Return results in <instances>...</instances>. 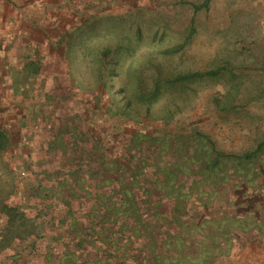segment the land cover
Masks as SVG:
<instances>
[{
    "label": "rangeland",
    "instance_id": "rangeland-1",
    "mask_svg": "<svg viewBox=\"0 0 264 264\" xmlns=\"http://www.w3.org/2000/svg\"><path fill=\"white\" fill-rule=\"evenodd\" d=\"M62 134L143 182L148 264H264V0H0V264H48Z\"/></svg>",
    "mask_w": 264,
    "mask_h": 264
},
{
    "label": "crops",
    "instance_id": "crops-1",
    "mask_svg": "<svg viewBox=\"0 0 264 264\" xmlns=\"http://www.w3.org/2000/svg\"><path fill=\"white\" fill-rule=\"evenodd\" d=\"M69 135L62 134L55 145L58 163H52L60 170L53 177V164L46 167L51 172L47 174L48 185L45 186V181L41 183L47 199L55 198L54 203L46 205L42 215H46V237L41 244L46 263H52L57 256L59 264H148L150 256L146 246L152 242L139 233L154 228V222L145 220L144 216L149 206L151 215L155 211L149 202V193L141 189L143 182L131 177V184L119 182L121 188H113L114 179L108 170L115 165L114 160L107 159L100 150L94 157L88 156L83 147L68 156L71 139L76 138L74 133L72 137ZM48 147L45 145L43 149ZM44 163L50 164L48 160ZM92 163H95L93 167ZM175 224L177 231L181 227ZM155 229L160 231L161 227ZM166 234L167 231L163 233Z\"/></svg>",
    "mask_w": 264,
    "mask_h": 264
}]
</instances>
